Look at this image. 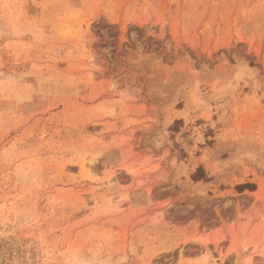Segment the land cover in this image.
Here are the masks:
<instances>
[{"label": "rangeland", "instance_id": "374dc122", "mask_svg": "<svg viewBox=\"0 0 264 264\" xmlns=\"http://www.w3.org/2000/svg\"><path fill=\"white\" fill-rule=\"evenodd\" d=\"M0 264H264V0H0Z\"/></svg>", "mask_w": 264, "mask_h": 264}]
</instances>
